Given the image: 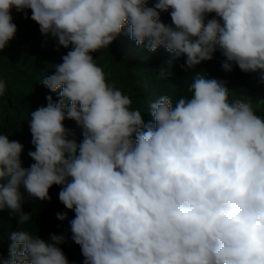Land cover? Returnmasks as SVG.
I'll return each mask as SVG.
<instances>
[{"label":"clouds","instance_id":"obj_1","mask_svg":"<svg viewBox=\"0 0 264 264\" xmlns=\"http://www.w3.org/2000/svg\"><path fill=\"white\" fill-rule=\"evenodd\" d=\"M147 2L0 0V52L17 32L13 6L31 9L42 34L72 46L41 81L60 99L48 95L46 106L30 113L34 163L22 167L23 145L0 134V212L11 210L23 226L31 216L21 186L50 202L57 185L60 202L75 212L71 239L83 264H264V117L250 100L230 101L226 81L196 73L190 96L175 106L167 95L151 102L146 123L90 54L108 48L127 26L137 46L186 57L185 70L219 50L223 70L258 72L264 0ZM161 12H169L170 25ZM168 75L160 71L159 78ZM5 91L0 79V96ZM66 119L81 126L79 144ZM9 238L3 264H69L58 247L64 235L45 240L22 227Z\"/></svg>","mask_w":264,"mask_h":264},{"label":"trees","instance_id":"obj_2","mask_svg":"<svg viewBox=\"0 0 264 264\" xmlns=\"http://www.w3.org/2000/svg\"><path fill=\"white\" fill-rule=\"evenodd\" d=\"M156 2L148 0L146 6L154 7ZM11 15L17 32L0 52V79L6 82L5 94L0 96V134L8 135L10 140L23 145L21 164L28 168L34 163L28 153L35 151L29 127L30 113L40 106H46L48 95L52 96L54 102L60 99L59 90L51 92L41 81L55 73V65L63 62L62 57L72 46L65 48L59 44L58 37L42 34L39 25L31 19V9L17 11L13 6ZM214 17L215 13H211L206 19ZM160 18L165 24L172 23L169 12H161ZM90 54L103 68L107 82L131 98L132 109L140 110L146 123L152 120L148 112L151 102L167 95L175 106L181 96H190L187 89L196 73L226 81V86L233 92L230 101L250 100L255 114L264 117V104L259 103L264 101V81L261 80L264 70L246 73L233 65L232 71H225L222 68L225 57L219 50L211 61H203L194 69L185 70L181 65L185 64L186 57L176 58L163 46L155 52L137 46L129 37L126 26L108 48ZM160 71L170 75L167 79L159 78ZM64 125L72 130L70 138L79 144L83 139L81 126L68 119ZM60 190L61 186L53 185L49 189L51 201L48 202L30 197L21 186L23 211L30 214L31 219L22 226L11 210L0 212V264L9 259L10 234L22 227L45 240H50L51 234L64 235L65 242L58 247L63 250L69 264H83L80 246L71 239L69 222L75 218V212L60 202ZM57 213H67V219H57Z\"/></svg>","mask_w":264,"mask_h":264}]
</instances>
